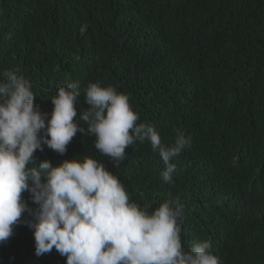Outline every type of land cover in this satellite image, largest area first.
<instances>
[{"label":"trees","instance_id":"1","mask_svg":"<svg viewBox=\"0 0 264 264\" xmlns=\"http://www.w3.org/2000/svg\"><path fill=\"white\" fill-rule=\"evenodd\" d=\"M9 69L31 81L49 117L60 87L80 81L79 112L89 107L84 87L99 82L129 94L139 122L155 125L164 144L190 137L172 161V183L147 142L126 149L119 167L81 132L64 155L45 146L35 157L55 166L89 155L150 211L179 198L183 235L211 238L222 264H264V171L235 160L250 134L264 157V0H0V73ZM0 264L66 257L55 248L37 257L21 224L0 245Z\"/></svg>","mask_w":264,"mask_h":264},{"label":"clouds","instance_id":"2","mask_svg":"<svg viewBox=\"0 0 264 264\" xmlns=\"http://www.w3.org/2000/svg\"><path fill=\"white\" fill-rule=\"evenodd\" d=\"M80 87L78 80L60 87L51 98L49 117L34 103L33 84L19 69L0 73V245L25 224L34 233L37 257L55 248L66 264H222L211 238L183 235L185 206L179 198L150 211L89 155L55 166L36 159L45 146L64 155L77 132L94 136L95 149L113 167L127 158L130 146L147 142L165 166L163 181L172 183L177 170L172 161L190 147V137L178 133L174 143L164 144L155 125L139 122L129 94L99 82L84 87L89 107L78 112ZM263 158L251 134L239 142L235 160L264 171Z\"/></svg>","mask_w":264,"mask_h":264}]
</instances>
